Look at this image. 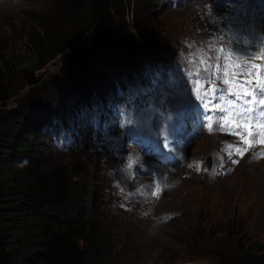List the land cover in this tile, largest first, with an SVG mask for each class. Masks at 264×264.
I'll list each match as a JSON object with an SVG mask.
<instances>
[{"label": "rangeland", "instance_id": "374dc122", "mask_svg": "<svg viewBox=\"0 0 264 264\" xmlns=\"http://www.w3.org/2000/svg\"><path fill=\"white\" fill-rule=\"evenodd\" d=\"M92 1H74L77 5L73 4L71 10L76 9L80 12H78L79 20L76 18L74 24L71 16L66 15L64 0H0V71L3 79L1 85L8 96L5 102L2 103L0 100L1 123L7 125L8 120L16 118L18 113L20 119L24 120L23 123L26 122L28 117L40 107L41 102H38V105L33 103L36 97L41 99L39 94L44 87L47 89L49 86H54L57 77L61 85L66 83L63 74L75 68L72 60L67 59L71 55H67L68 49L49 59L39 70L40 82L37 86L27 84L23 67L34 59V50L28 38L35 37L36 31L44 27L62 30L61 28L72 25L75 28L80 20L88 17L92 9ZM164 2L166 3L165 0L150 2L123 0L124 21L132 35L139 38L138 32L132 25L134 19L141 18L145 23L147 18L153 17L145 23L144 33L138 41L147 38V42L167 45L168 50L171 47L177 49L181 45L184 46L183 39L194 34L192 38L195 45L201 47L200 61L202 59L205 61L203 65L198 62L197 77L205 88L212 74L207 62L216 61V52L212 42L205 49V41L213 32L201 29L202 24L205 22L215 24L217 18L221 22L220 15L227 14L224 21L227 36L232 44L242 46L250 29L257 28L264 17V9L257 0L211 2L185 0L172 6L163 4ZM208 13L213 14L210 19H200L203 14L208 15ZM118 33L122 31L119 29ZM115 42L117 51L112 55L108 54L109 58L113 57L115 60L126 58L127 56L120 57L122 53L118 54L120 51L123 52V42L120 43V38ZM114 70L110 71L108 77ZM81 77V83L88 86V82L85 81L88 78ZM121 79L124 80L125 77ZM112 80L116 83L117 78L114 77ZM177 83V81L171 83L168 88L175 87ZM205 88L201 91L204 92ZM220 88L225 92L223 85ZM88 90L89 88L80 95L84 99V104L80 105L82 113L90 110ZM67 91L70 92L69 89ZM64 98L69 100L72 96L65 95ZM95 99L93 95L91 100L95 101ZM170 102L171 97L164 103H158V111L154 113L156 121L161 120L162 109ZM176 107L185 110L202 108L205 111L202 101L197 100L193 91L188 96L179 95ZM214 111L209 107L206 114ZM99 112L100 110L96 108L93 110V115L96 116ZM125 117L122 125L120 122L115 123L118 126L115 138L119 142H126L131 149V155L135 157V162L122 167L118 175H115L117 168H113L111 172L110 163L105 162L99 154L84 156L74 151H67L59 144L50 148L47 146L48 140L45 135H37L35 146L31 148V152L42 151L43 168L86 167L92 177L87 175L85 170L84 175L81 174L77 181L80 185L85 184L89 190L92 184L96 186L102 184L100 175L105 178L107 184L102 187L103 191H113L116 198L115 201L102 203L101 206L109 205L112 208V215L109 217L114 219L113 227L120 229V239L127 241L124 248H119L113 254L115 261H124L123 264H222L220 258H225L231 264L239 254L240 239L244 240L249 234L256 235L259 239V247H263L264 251V160L244 159L230 174L222 177L214 176L207 169L198 166L192 167L189 173L178 174L180 163L195 156L211 157L216 149L218 138L209 135L206 126L196 121L195 126L188 127L191 134L180 138L179 147L183 145L185 149L182 151L178 166H175L177 161L173 159V170L168 182L176 179L175 186L163 192L167 180L154 181L147 192L142 184L137 187L138 196H131L121 190H135L132 183L142 182L151 165L170 155L178 145L173 140V122L167 123L161 132L155 131V134H150L138 123L130 120V116ZM148 139L152 146L147 144ZM21 155L12 154L11 162L0 168V180L11 173L9 171L11 168H18L20 163L25 164L21 161ZM120 175L123 177L120 178ZM122 204L126 207L122 208ZM167 210H177V213L167 220L166 217H161L162 212ZM255 223L258 225L255 226Z\"/></svg>", "mask_w": 264, "mask_h": 264}, {"label": "trees", "instance_id": "16d2710c", "mask_svg": "<svg viewBox=\"0 0 264 264\" xmlns=\"http://www.w3.org/2000/svg\"><path fill=\"white\" fill-rule=\"evenodd\" d=\"M64 1L66 15L71 16L73 22L76 18L79 20V11L71 10L73 4L77 5L76 0ZM165 1L168 5L173 2ZM91 3L88 17L80 20L75 28L72 25L62 30L44 27L36 31L35 37L28 38L34 50V59L23 67L27 84L37 86L40 82L39 70L49 59L68 49L67 55H71L67 59L72 60L75 68L63 74L66 83L61 85L57 77L54 86L44 87L39 94L41 99L36 97L33 103L38 105L41 102L40 107L26 122L23 123L19 113L16 118L9 119L7 125L0 121V168L11 162L12 154H22L21 161L25 163L11 168V173L0 180V264L124 263L115 261L113 254L124 248L127 241L120 239L121 230L113 227L114 219L109 217L112 208L109 205L100 206V196L96 194L97 189L106 184L105 178L100 175L102 184H92L89 190L77 181L85 170L92 177L86 167L43 168L42 151L31 152V148L35 146L37 135H45L47 146H52L57 124L48 125L45 120L52 113L60 114L59 109L68 101L65 95L72 98L78 96L81 100L83 97L80 95L87 88L89 97L94 88L101 86L117 93L130 106L132 114L144 109L162 85L159 77L163 82L179 77L170 76V54L176 48L168 50L167 45L147 42V38L138 41L144 33L145 23L153 17L147 18L145 23L141 18L134 19L132 25L139 35L135 38L123 18V0H93ZM119 29L122 33H118ZM119 38L120 43L123 42V52L118 54L127 57L115 60L108 54L117 51L114 44ZM81 76L88 78L85 80L88 86L81 83ZM123 76L124 80L121 79ZM114 77L117 78L116 83L112 80ZM2 80L0 71V100L3 103L8 96L2 88ZM71 104L74 106L77 100ZM80 105L83 101L76 107L80 108ZM71 109L72 106L64 107L58 124L72 123L74 116ZM240 240L239 254L231 264H264L263 247H259L256 235L249 234ZM220 261L230 264L225 258H220Z\"/></svg>", "mask_w": 264, "mask_h": 264}, {"label": "snow or ice", "instance_id": "6c2138e0", "mask_svg": "<svg viewBox=\"0 0 264 264\" xmlns=\"http://www.w3.org/2000/svg\"><path fill=\"white\" fill-rule=\"evenodd\" d=\"M224 50L221 48L218 52H223ZM259 52L260 57L264 59V44L259 49L254 48L252 52H238L235 48L229 53H225L223 56V76L221 77L223 84L228 85L226 89L227 93L234 97V99H227L223 95L218 97L220 102L213 103L212 99H205V97L211 96L213 99H216L215 93L221 91L220 89L215 87L214 82L210 84L206 91L202 92L201 89L205 88V85L200 83V79L197 78L195 80V85L192 88V91L195 93L197 100L202 101V106L205 109V112L208 111L209 105L213 110H219L218 114H222L225 109L222 107V103H226V105L235 110V116H239L241 122L236 125L237 129L243 127L248 131V135H252L251 126L252 120L254 119V107L253 105H259L264 107V66L252 63L248 65L247 61H244L245 67H241V63L237 60L233 59V56H240V55H247L249 57L253 56L255 53ZM219 58V57H217ZM200 63L203 65L205 61L202 59ZM236 69H239L243 72L246 76L252 77L255 75V84L253 86V81L251 78L246 80L237 81V72ZM253 69H255V73H253ZM221 70L220 64L216 65L215 70L213 71V75L215 72ZM231 72V78H229V71ZM199 71V70H197ZM189 75L191 76L192 73L190 72ZM257 95L260 97L257 99ZM249 97H251L249 99ZM259 117H264V110L259 112ZM230 118H232L230 120ZM206 126L209 131H212L213 125L211 123V117H207ZM221 119L223 123L218 121V126L221 128L226 127L230 123H235V118L233 112L229 111L227 115H221ZM256 126L259 130L258 134L261 137L260 143L264 144V123H261L259 119H257ZM236 135L240 136L239 131H236ZM240 139L245 143L248 144L250 141L247 139L246 136H240ZM238 153L243 155L239 148L236 149ZM235 163V161H234ZM155 195V193H153Z\"/></svg>", "mask_w": 264, "mask_h": 264}, {"label": "clouds", "instance_id": "9594fccd", "mask_svg": "<svg viewBox=\"0 0 264 264\" xmlns=\"http://www.w3.org/2000/svg\"><path fill=\"white\" fill-rule=\"evenodd\" d=\"M251 98V97H250ZM249 98V99H250ZM260 97L257 95V99H259ZM253 107H254V119L252 120V126H251V130L252 129H254V128H256L257 126H256V122H257V119H259V121L261 122V123H264V117H259V112L261 111V110H264V107H261V106H259V105H253ZM240 130H241V136H246L247 138H248V131L246 130V129H244L243 127H240ZM209 135H214V136H216L217 138L220 136V135H222V133H215V134H209ZM240 142L241 143H244L241 139H240ZM245 144V143H244ZM258 144H256V143H254V144H251V145H247V150L243 153V155H242V158L237 162V163H235L234 164V158H231V157H229V158H227V160H225V161H222L221 162V167L223 168V170L224 171H227L228 169H230L231 167V169L229 170V171H227L226 173H224V174H222V175H218V176H220V177H222V176H225V175H227V174H230L235 168H236V166L238 165V164H240L241 163V161L242 160H244V159H249L250 161H259V160H264V153L259 157V158H256V153H257V149H258ZM216 150H217V147H216V149L213 151V154L211 155V157H207V159H212L213 157H214V153L216 152ZM206 158V157H205ZM180 173V171L178 172V174ZM181 173H186V172H182L181 171ZM174 180H176V179H174ZM173 184H174V181H173ZM175 185V184H174ZM167 190V189H166ZM166 190H164L163 192H165ZM167 211H171V210H167ZM175 211V215H176V213H177V210H174ZM174 215V216H175ZM161 216H162V214H161ZM173 216V217H174Z\"/></svg>", "mask_w": 264, "mask_h": 264}, {"label": "bare ground", "instance_id": "6f19581e", "mask_svg": "<svg viewBox=\"0 0 264 264\" xmlns=\"http://www.w3.org/2000/svg\"><path fill=\"white\" fill-rule=\"evenodd\" d=\"M184 79L181 78V77H175L174 79H172L170 82H163L162 80H160V77H159V82H161L163 85H165L166 87H169V85L175 81L177 82H181L183 81ZM52 123H55V124H58V120H53ZM59 125H63V124H59ZM187 132L186 131H181L177 134V138H176V143L178 146H176L173 150H172V153L170 154V160L173 161V159H176V163H175V166H178L179 165V160L181 158V155H182V151L185 149V146H180L179 147V143H180V138H183V135H186ZM209 136V135H208ZM208 158L210 157L209 155L207 156ZM141 165V164H140ZM144 165H146L144 163ZM143 165V166H144ZM179 168V167H178ZM168 175V174H167ZM123 175H120V178H122ZM131 180V179H130ZM129 181V179H128ZM135 181V180H134ZM130 182V181H129ZM136 182V181H135ZM132 183V182H131ZM134 184V187H135V190H130V189H126V190H121L122 192H125V193H128L130 194L131 196H138V191H137V187L141 186L142 185V182L140 181H137L136 183H132ZM99 189V205L101 206V204H107V202H112V201H115V198H116V195L113 191L111 190H106L105 192L103 191V189L100 187L98 188ZM98 189L96 191V194H98ZM147 192V191H146ZM145 192V193H146ZM144 195V194H142ZM141 197V196H140ZM139 197V198H140Z\"/></svg>", "mask_w": 264, "mask_h": 264}]
</instances>
